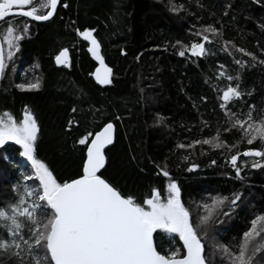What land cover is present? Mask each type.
<instances>
[{
    "label": "trees",
    "instance_id": "obj_1",
    "mask_svg": "<svg viewBox=\"0 0 264 264\" xmlns=\"http://www.w3.org/2000/svg\"><path fill=\"white\" fill-rule=\"evenodd\" d=\"M11 21L21 28L27 21L29 32L17 42L12 57L5 56L0 118L8 113L19 122L25 111L32 114L39 129L35 155L58 182L80 173L86 148L77 141L113 123L115 139L105 150L101 177L142 203L153 187L163 193L168 178L160 169L166 168L180 189L193 226L203 214L201 205L211 204L213 197H226L197 232L206 264H229L217 245L238 252L236 246L250 221L264 214V163L253 168L251 164L259 158L238 157L241 172L237 177L228 163L227 148L195 145L181 149L177 145L213 136L220 128L221 137L230 145L237 144L239 151L252 147L240 139L238 130L222 131L227 117L219 105L223 90L232 86L242 95L228 109L241 119L249 105L254 106V117L264 114V64L259 62L264 60V0H60L48 22L16 16ZM5 23H0L1 43ZM208 24L218 34L208 33L211 40L205 54L192 57L185 51L184 56L177 55L198 41L193 33ZM85 28L94 30L104 62L111 68V82L106 86L94 82L96 65L88 55L87 43L77 35V29ZM236 48L251 52L256 60ZM62 49L69 52L68 66L55 64ZM37 81L35 89L16 87ZM253 146L261 147L258 141ZM19 151L13 144L0 148V157H8L7 161L0 159V205L18 199L13 185H21L22 192L25 183L38 184L26 181L31 168ZM190 164L198 167L189 170ZM236 194L233 205L230 202ZM21 231L27 238V228ZM0 239L11 240L3 227ZM255 242H264V234ZM154 246L162 254L169 248H182L178 237L173 240L159 230L154 233ZM0 264L18 261L4 254ZM253 264H264V248L255 254Z\"/></svg>",
    "mask_w": 264,
    "mask_h": 264
},
{
    "label": "snow or ice",
    "instance_id": "obj_2",
    "mask_svg": "<svg viewBox=\"0 0 264 264\" xmlns=\"http://www.w3.org/2000/svg\"><path fill=\"white\" fill-rule=\"evenodd\" d=\"M59 4L60 0H0V22H6L0 43V72L5 69V56L12 57L18 47L17 42L29 32L27 21L21 28L18 23L11 21V17L48 21L56 13ZM64 6L67 7L66 4ZM93 31L88 28L83 31L77 29V35L89 42L88 52L101 64L92 75L99 84H109L111 69L103 64L100 45ZM208 33L216 36L218 29L211 24L203 26L193 33L199 38L198 41H192L177 55L184 56L187 51L191 56H203L205 45L211 40ZM229 43L231 41H225V44ZM223 50L228 51L227 48ZM236 51L256 60L251 52L243 48H236ZM55 61L58 65L68 66V50L62 49ZM259 62L264 64V60ZM219 75L225 76V73L220 72ZM227 79L232 80V77L228 76ZM16 87L35 89L39 87V81L17 84ZM241 95L237 87L229 86L223 90L219 106L227 117V126L222 131L238 130L240 139L252 147L239 151L237 144L230 145L221 137L220 128L213 136L193 140L189 144H178L177 147L186 149L195 145H208L211 149L227 148L230 152L228 163L234 168L237 177L241 172L237 166L238 157L259 158L253 161L251 167H260L264 163V114L259 118L254 117V106L249 105V111L241 119L238 113L226 107ZM4 116L6 118H0V145L6 141L19 145V156L31 166V174L25 179L38 181V184L30 187L25 183L22 192L21 185H13L12 190L18 199L0 205V221L4 222L0 227L5 228L11 237L10 241L0 239V255L16 257L18 264H206L197 227L207 223L226 197H213L211 204L201 205L203 214L199 216L197 226H193L190 213L181 202L180 189L166 168L160 169L161 174L168 178L163 193L153 187L150 197L144 198L142 203L132 195L125 196L98 175L105 165L103 150L113 140L111 122L105 123L94 135L89 132L77 141L86 148L80 173L74 179L58 182L48 165L35 155L39 129L32 114L25 111L24 118L19 122L8 113ZM68 123L71 125L73 121L69 120ZM89 139L90 142H87ZM257 141L261 145L259 148L253 146ZM233 149L237 150L231 154ZM0 159L7 161L8 157ZM183 159L187 160L188 156ZM197 167L196 164H190L189 170ZM238 195L231 204H235ZM20 218H24L27 223ZM250 224L236 246L238 252H231L226 245H217L229 264H253L255 254L264 248V242H255L257 237L264 234V214L255 216ZM25 227L27 238L21 231ZM157 230L168 234L173 240L178 236L182 248H169L162 254L154 246V233Z\"/></svg>",
    "mask_w": 264,
    "mask_h": 264
},
{
    "label": "water",
    "instance_id": "obj_3",
    "mask_svg": "<svg viewBox=\"0 0 264 264\" xmlns=\"http://www.w3.org/2000/svg\"><path fill=\"white\" fill-rule=\"evenodd\" d=\"M250 1H252V0H250ZM55 15V14H54ZM14 17V16H13ZM54 17V16H53ZM52 17V18H53ZM52 18H50L48 21H50ZM25 19H27L28 21H30V22H34V23H45V22H48V21H31L29 18H25ZM1 23V22H0ZM94 36V35H93ZM83 39V38H82ZM84 40V39H83ZM86 43H87V49H88V47H89V42L88 41H86V40H84ZM98 42V41H97ZM0 43H1V41H0ZM87 52H88V50H87ZM187 54L189 55V56H191V54L189 53V52H187ZM88 55H89V57H90V59L94 62V64L96 65L95 66V68H94V71H93V73H95V71H96V69L98 68V67H101V64H100V62L99 61H97L96 59H94L93 58V56L91 55V53H89L88 52ZM100 55H101V57H102V54H101V49H100ZM192 57H195V56H192ZM198 57H201V56H198ZM102 59H103V57H102ZM54 61H55V59H54ZM68 61H69V52H68ZM55 64L57 65V66H63V64H57L56 63V61H55ZM103 64L107 67V68H109V69H111L108 65H106V63L104 62V59H103ZM111 73H112V71H111ZM93 76V79H94V82L96 83V84H98V85H100V86H106V85H108V84H99L97 81H96V79H95V76L94 75H92ZM1 77H2V72H0V81H1ZM109 79H110V81H111V74H110V76H109ZM113 124V123H112ZM103 127V126H102ZM101 127V128H102ZM99 131V130H98ZM95 134V133H94ZM114 139H115V126H114V124H113V140H112V143L111 144H109V145H106L105 146V148H104V154H105V150L108 148V147H110L113 143H114ZM90 142V141H89ZM5 144H13L14 146H16L18 149H19V145H16L14 142H12V141H6L5 142ZM3 145H0V148L2 147ZM20 150V149H19ZM86 152V151H85ZM23 158V157H22ZM24 160H25V158H23ZM25 162L27 163V165H28V167H30L31 168V166H30V164L25 160ZM105 164H106V158H105ZM104 167H105V165H104ZM103 167V168H104ZM103 168H101L99 171H98V175H100V172L103 170ZM37 183H38V181H37ZM181 243V245H182V242H180ZM203 253H204V247H203V244H202V255H203Z\"/></svg>",
    "mask_w": 264,
    "mask_h": 264
},
{
    "label": "rangeland",
    "instance_id": "obj_4",
    "mask_svg": "<svg viewBox=\"0 0 264 264\" xmlns=\"http://www.w3.org/2000/svg\"><path fill=\"white\" fill-rule=\"evenodd\" d=\"M160 231V230H159ZM178 237V236H177ZM179 238V237H178Z\"/></svg>",
    "mask_w": 264,
    "mask_h": 264
}]
</instances>
